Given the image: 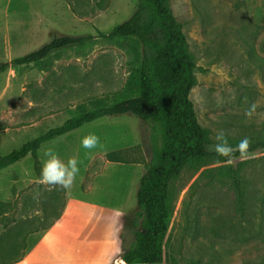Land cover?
<instances>
[{"label":"rangeland","instance_id":"rangeland-1","mask_svg":"<svg viewBox=\"0 0 264 264\" xmlns=\"http://www.w3.org/2000/svg\"><path fill=\"white\" fill-rule=\"evenodd\" d=\"M136 4L137 0H0V62L40 48L55 32H108L128 18ZM169 4L196 62L190 97L207 132V149L217 143L220 130L232 146L244 137L256 145L257 139H264V0ZM142 58L143 46L135 37L96 36L40 62L11 64L0 73V156L80 109L128 96L129 76ZM253 104L255 112L249 117L246 112ZM151 130L148 123L126 113L102 117L43 144L38 151L41 162L52 148L65 162L76 156L80 171L73 186L63 189L61 217L50 230L27 235V248L45 245L48 264L117 262L140 227L137 190L152 157ZM89 133L100 138L101 146H82ZM112 151L119 161L107 158ZM250 152L249 158L238 155L231 163L248 199L249 208L243 212L232 178L215 158L187 165L174 179L172 257L165 264H264V148ZM38 181L31 155L0 171V197L10 202L7 217L13 216L0 217V234L39 212L43 192L53 188ZM246 217L252 219L250 228Z\"/></svg>","mask_w":264,"mask_h":264},{"label":"trees","instance_id":"trees-1","mask_svg":"<svg viewBox=\"0 0 264 264\" xmlns=\"http://www.w3.org/2000/svg\"><path fill=\"white\" fill-rule=\"evenodd\" d=\"M75 8V7H74ZM68 35L55 32L40 48L12 61L0 62V73L11 64L29 65L51 54L82 45L96 36L105 38L135 37L143 46L141 65L128 79V96L113 103L80 109L62 124L50 128L20 147L0 156V171L31 155L40 179L42 162L38 151L43 144L105 116L132 114L151 126L152 157L139 181L137 216L140 227L133 243L114 264H165L172 257L170 245L171 197L173 181L187 165L206 159L220 161L232 178L240 198L242 212L249 208L237 169L225 157L207 149V132L198 122L190 94L196 83V62L188 50L182 23L173 13L169 0H137L134 12L108 32ZM264 148L257 139L249 151ZM237 152L235 156H238ZM119 161L117 152L106 154ZM60 187L47 189L39 212L19 219L0 234V264H10L24 257L27 235L46 230L61 217ZM10 202L0 197V217L11 220ZM9 216V217H7ZM252 219L246 217L247 228Z\"/></svg>","mask_w":264,"mask_h":264},{"label":"clouds","instance_id":"clouds-1","mask_svg":"<svg viewBox=\"0 0 264 264\" xmlns=\"http://www.w3.org/2000/svg\"><path fill=\"white\" fill-rule=\"evenodd\" d=\"M255 108L254 104L251 105L246 115L250 117L255 112ZM215 139L217 143L211 145L209 150L214 151L218 156L225 157L228 163L233 162L237 152L240 159H247L251 156V152L249 151L251 140L248 137H244L237 145L232 146L228 142L226 133L220 130L217 132ZM81 144L85 149L89 150L101 146L100 138L94 133L84 136ZM43 155L44 159L38 182L50 188L58 186L65 190L70 189L80 171L78 158L72 156L65 162L52 148L47 149Z\"/></svg>","mask_w":264,"mask_h":264},{"label":"crops","instance_id":"crops-1","mask_svg":"<svg viewBox=\"0 0 264 264\" xmlns=\"http://www.w3.org/2000/svg\"><path fill=\"white\" fill-rule=\"evenodd\" d=\"M53 226V225H52ZM52 226L48 229L50 230ZM33 250H35L33 252ZM48 252V249H46V246L42 243H39L35 246H29L26 250V253L23 258L20 260L10 263V264H48L46 253ZM41 254V256H40ZM45 254V257L43 256ZM34 260H43V261H34Z\"/></svg>","mask_w":264,"mask_h":264}]
</instances>
